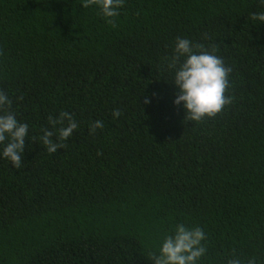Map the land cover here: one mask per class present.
<instances>
[{
	"label": "trees",
	"instance_id": "trees-1",
	"mask_svg": "<svg viewBox=\"0 0 264 264\" xmlns=\"http://www.w3.org/2000/svg\"><path fill=\"white\" fill-rule=\"evenodd\" d=\"M83 3L0 0V90L33 138L20 169L0 159V264H152L177 223L204 231L201 264H264V5L125 0L113 26ZM177 38L232 69L201 122L173 104ZM60 111L78 128L49 154L35 138Z\"/></svg>",
	"mask_w": 264,
	"mask_h": 264
},
{
	"label": "clouds",
	"instance_id": "clouds-1",
	"mask_svg": "<svg viewBox=\"0 0 264 264\" xmlns=\"http://www.w3.org/2000/svg\"><path fill=\"white\" fill-rule=\"evenodd\" d=\"M259 3L264 5V0H259ZM124 5L125 0H84L82 6L97 7L106 22L115 26L113 18L119 15ZM253 18L264 23V12L254 14ZM165 70L171 76V83L178 89L173 104L182 106L189 121L201 122L214 117L231 103L226 90L230 86L232 69L216 54L215 47L209 50L203 44L177 38L171 59L166 58ZM145 103H151V100L146 98ZM11 108L12 100L0 90V159L20 169L24 162L25 140L27 138L31 142L33 138L29 136V124L18 120ZM120 116L121 112L114 109L113 119ZM48 123L51 130L42 128L35 139L45 147L47 153L54 154L63 147L61 142L73 135L78 123L67 111L50 115ZM103 126L102 121L95 120L89 125V133L95 134ZM205 240V233L199 226L187 227L177 223L169 234L163 236L158 250L148 255L152 264H201L207 254ZM226 264H256V261L254 258L230 257Z\"/></svg>",
	"mask_w": 264,
	"mask_h": 264
}]
</instances>
